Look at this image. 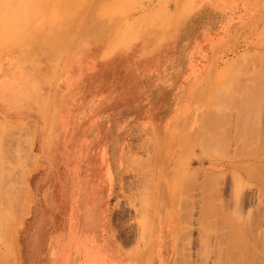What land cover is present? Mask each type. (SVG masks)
Listing matches in <instances>:
<instances>
[{"label": "rangeland", "instance_id": "1", "mask_svg": "<svg viewBox=\"0 0 264 264\" xmlns=\"http://www.w3.org/2000/svg\"><path fill=\"white\" fill-rule=\"evenodd\" d=\"M19 1L0 22V264H216L235 222L263 259L264 0Z\"/></svg>", "mask_w": 264, "mask_h": 264}, {"label": "bare ground", "instance_id": "2", "mask_svg": "<svg viewBox=\"0 0 264 264\" xmlns=\"http://www.w3.org/2000/svg\"><path fill=\"white\" fill-rule=\"evenodd\" d=\"M6 1L7 0H0V3H2V4H4V6H5V4H8L9 2L8 1H10V0H8L7 1V3H6ZM17 1V2H16ZM27 1H29V0H27ZM32 1V0H31ZM36 1H41V0H34V2H36ZM11 2V1H10ZM14 3H15V5H14V8H12V6L13 5H11V7H10V4H8L9 6H8V8H9V10H8V12H6V10H4L3 8L1 9L0 8V22H11V21H13V19H14V22H17V21H19L21 18L23 19L24 18V15L26 14V13H24L25 12V10H27V9H30L29 7H30V5H31V7H32V4H30V5H25V4H23V2L22 1H19V0H15V1H13ZM42 2V1H41ZM44 2V1H43ZM51 2H53V0L51 1ZM12 3V2H11ZM13 4V3H12ZM42 4V3H41ZM62 4H64V3H62ZM24 5V6H23ZM34 5H37V4H34ZM33 5V6H34ZM26 6H27V8H26ZM6 7V6H5ZM36 7V6H35ZM38 7H39V5H37V7L36 8H33V10L35 9V13H34V15L36 14L37 15V9H38ZM11 8V9H10ZM24 8V9H23ZM55 8H57V7H55ZM23 10V11H22ZM41 10V9H40ZM51 10H52V8H51ZM55 10V9H54ZM54 10H53V13H54ZM27 11H29V10H27ZM32 11V10H31ZM28 12V13H30V14H32L33 15V13L32 12ZM58 12V11H57ZM24 13V14H23ZM66 14V13H65ZM65 14H64V16H65ZM31 15V16H32ZM31 16H30V18H31ZM63 16V17H64ZM68 16H69V14H68ZM27 16L25 15V18H26ZM29 18V19H30ZM56 18H58V17H56ZM66 18V17H65ZM25 20V19H24ZM27 20H28V18L25 20L26 22H27ZM63 20V19H62ZM28 21H30V20H28ZM69 21V20H68ZM64 22V21H63ZM61 23V22H60ZM66 23H68V22H66ZM65 23V24H66ZM64 24V25H65ZM56 29V28H55ZM69 32V31H68ZM261 88V87H260ZM263 88H264V86H263ZM263 88H261V89H263ZM257 90H259V89H257ZM263 91V90H262ZM256 87H255V93L253 94V95H255L256 94ZM259 92H260V90H259ZM257 94H259V93H257ZM250 95V94H249ZM263 95H264V93H263ZM259 96V95H258ZM249 97V96H248ZM260 97L262 98L263 96H261V93H260ZM246 98H247V96H246ZM246 98H244L246 101H247V99ZM253 98V97H252ZM251 99V98H250ZM257 99V98H256ZM244 101V100H243ZM243 101H242V103H243ZM245 101V102H246ZM256 101V100H255ZM262 101V100H261ZM240 102V101H239ZM249 102L251 103V101L249 100ZM253 103V102H252ZM244 104V103H243ZM257 104H258V102H257ZM247 105H248V102H247ZM246 105V106H247ZM251 106V105H250ZM250 106H248L249 108H250ZM263 106V105H262ZM248 107H247V109H248ZM254 107V106H253ZM253 107H251V108H253ZM249 109V110H253V109ZM260 108H262V107H260ZM246 110V109H245ZM254 110H255V108H254ZM257 110H259V109H257ZM261 111V110H260ZM257 112V111H256ZM251 117H252V115H251ZM254 119V118H253ZM253 119H252V123H253ZM256 120V119H255ZM257 121V120H256ZM250 122H251V120H250ZM254 123H255V121H254ZM253 126H255L254 124H253ZM260 135H262V134H260ZM259 135V136H260ZM149 136V135H148ZM259 136H257L258 138H257V141L259 140V139H261V138H263L262 136H261V138H259ZM256 137V136H255ZM149 138V140H151V138H150V136L148 137ZM251 139V138H250ZM244 140V139H243ZM239 141H241L240 139H239ZM245 141V140H244ZM248 141H249V139H248ZM263 141H264V139H263ZM247 142V141H246ZM259 142H262L261 140H259ZM258 142V143H259ZM248 143H252V144H254V142L252 141V142H248ZM252 144H250L251 146H252ZM248 145V144H247ZM250 145H248V147L250 146ZM255 145V144H254ZM253 145V146H254ZM258 145V144H257ZM257 147V149H258V146H256ZM262 147V146H261ZM250 148V147H249ZM249 148L247 149L248 151H249ZM253 150L252 151H254V148L253 147H251ZM264 150V149H263ZM247 151V152H248ZM250 151H251V149H250ZM249 151V152H250ZM252 151H251V153H252ZM260 152H261V150H260ZM246 153V152H245ZM250 153V155L248 154L247 156H249L248 158L252 161V162H256V161H258V162H261V160H262V162L264 163V156L262 155V153H264V152H261V155L260 154H251ZM259 153V152H258ZM246 155V154H245ZM237 157H239V156H237ZM245 157V156H244ZM248 159V160H249ZM257 163V162H256ZM255 163V164H256ZM242 164H243V162H242ZM257 164H259V163H257ZM249 165V164H248ZM251 165H254V164H252L251 162H250V166ZM242 166V165H241ZM249 166V167H250ZM234 167V166H233ZM240 167V166H239ZM244 167H248V166H246V164L244 165ZM243 167V168H244ZM258 167H261V166H258ZM264 167V166H263ZM2 168H3V170H4V166H3V164H1V162H0V225H2L4 222H7L6 220H5V217H3V215H4V213H3V209H2V207L4 206V201H6V199H7V197L9 196L8 195V193L10 192V193H12V189H11V183L10 184H4V183H2V176H3V170H2ZM254 168V167H253ZM150 169H151V166H150V168H149V173H150ZM259 169H261V168H259ZM238 171H240L239 169H237ZM244 170H245V168H244ZM249 170H251V168H249ZM252 170H254V169H252ZM258 170V169H257ZM246 171V170H245ZM255 171V170H254ZM259 171V170H258ZM261 171H264V170H260L259 171V173H260V175H262L263 174V172L261 173ZM248 172V171H247ZM249 173V175H250V173H251V177L252 176H256L255 178H253V179H255V181L257 180V176L259 175H257V173H256V171L254 172V174L252 175V171L251 172H248ZM238 175L239 176H241L240 175V173H238ZM259 175V176H260ZM264 175V174H263ZM209 175H207L206 177H208ZM212 176L214 177L215 175H213V173H212ZM242 176H246V174L243 172L242 173ZM205 177V176H204ZM210 177H211V175H210ZM210 177H208V178H210ZM212 177V178H213ZM217 177V176H216ZM212 178H210V179H212ZM215 178V177H214ZM244 178V177H243ZM261 178V177H260ZM260 178H258L259 180H261ZM264 178V177H263ZM151 179V178H150ZM205 180L207 179V178H204ZM210 179L209 180H207V181H205V180H203L202 182H204L205 184L207 183H209V181H210ZM240 179V178H239ZM214 179H212V181H213ZM245 180V179H244ZM261 181H263V183H264V179H262ZM215 182H217V181H215ZM214 182V183H215ZM203 183V184H204ZM211 184L213 183V182H210ZM242 182H238V185L237 186H240V184H241ZM259 183V182H258ZM202 184V183H201ZM206 184V185H207ZM11 185V186H10ZM206 185H204L205 186V189H203L204 191H206V192H208V190H210L211 189V187L210 186H212V185H210V184H208L207 185V188H206ZM210 185V186H209ZM256 185V184H255ZM208 186H209V189H208ZM243 186V185H242ZM259 186V185H258ZM257 186V187H258ZM6 187H9L8 189L6 188ZM147 187H149V192H148V194H147V197H148V206L146 207V211H145V222H144V226H143V228H142V231H143V237L145 238V239H147L148 237H149V235H150V232H151V226L149 225L150 224V222L151 221H149V219L150 220H152V215H153V209H154V204H153V199H154V189H153V183H152V181H150L149 183H147ZM202 187V186H201ZM256 187V188H257ZM5 188H6V190H5ZM202 188H204V187H202ZM242 188V187H241ZM243 188H244V186H243ZM9 189H10V191H9ZM208 189V190H207ZM238 189H240L239 187H238ZM8 190V191H7ZM258 191H259V196L262 194V191L259 189V187H258V189H257ZM234 191V190H233ZM235 191H236V189H235ZM238 192L239 191H241V190H237ZM263 191H264V186H263ZM6 192H7V194H6ZM9 193V194H10ZM213 193V192H212ZM211 193V194H212ZM258 193V192H257ZM209 194V193H208ZM207 194V195H208ZM210 194V195H211ZM236 194V193H235ZM238 194H240V193H238ZM263 195V194H262ZM7 196V197H6ZM206 196V195H205ZM236 196H237V194H236ZM212 197H213V195H212ZM211 197V198H212ZM260 197H263V196H260ZM260 197H259V199H260ZM204 198V197H203ZM207 198H209V199H211L210 198V196H208ZM207 198H205V199H207ZM214 198V197H213ZM213 198L211 199V200H213ZM237 199H238V197H236ZM209 199H207L206 201H205V203H207V204H205L204 203V205H206L205 206V208L208 210L207 211V213L209 212V214H210V212L211 213H213V212H215L214 210L216 209L215 207H214V205H213V203H211L210 204V202H212L211 200H209ZM242 199V198H241ZM209 201V202H208ZM262 201V200H261ZM210 204V206H208L209 204ZM260 203V202H259ZM203 205V206H204ZM204 210V209H203ZM234 215V214H233ZM248 217V216H247ZM231 218V217H230ZM232 218H233V216H232ZM239 218H241V217H239ZM247 219V218H246ZM232 220V219H231ZM243 220V219H242ZM245 220V219H244ZM250 220V219H249ZM248 220V221H249ZM252 220V219H251ZM251 220H250V222H251ZM230 221V220H229ZM204 222H205V224L208 226V227H210V228H212V224H211V221L208 219V217L207 216H205V218H204ZM226 223V222H225ZM233 223V222H232ZM236 223V222H235ZM235 223H233V224H228V226H227V223H226V226L228 227V232L230 233V235H232V234H234L233 236H231L230 238L228 237V238H226L227 240L225 241V237H224V235H223V233H222V236L221 237H223V238H219L218 239V242H217V245H218V256H219V260H218V264H259L260 262L262 263V264H264V257H263V259L261 258L262 257V255L263 254H260L261 255V257H258V256H260V255H258L257 257H256V260H255V252L259 249H257V250H255L256 248H254V249H252L251 250V245L250 246H248L247 244L248 243H250V242H248L247 243V241H245V235H244V228H247V227H249L248 225H245L244 226V224H243V226H242V228L239 226V225H236ZM246 223V222H245ZM4 224H6V223H4ZM10 224H11V222H10ZM248 224H249V222H248ZM250 224H252V223H250ZM7 228H8V230H9V225L7 224ZM150 226V227H149ZM2 227V228H1ZM3 227L4 226H0V228L3 230L2 231V233L0 234V236L2 237V235H4L5 237H6V234L5 233H7V232H4L5 230L3 229ZM226 227V228H227ZM6 228V229H7ZM230 229V230H229ZM1 231V230H0ZM246 231H247V229H246ZM248 232H250L251 233V230L250 231H248ZM261 232L262 231H260L259 232V236H260V234H261ZM224 233H227V232H224ZM229 233H228V235H229ZM249 234V233H248ZM247 234V235H248ZM227 235V234H226ZM225 235V236H226ZM263 235H264V233H263ZM4 236H3V238L0 240L1 242H2V240L3 239H5L4 238ZM7 236H8V234H7ZM250 236V235H249ZM252 236H254L253 235V233H252ZM251 236V237H252ZM248 237V236H247ZM254 237H256V236H254ZM258 237V236H257ZM229 239V240H228ZM249 239V238H248ZM258 239V238H257ZM263 239H264V237H263ZM6 240V239H5ZM250 240V239H249ZM255 240V239H254ZM251 241H252V239H251ZM4 242V241H3ZM264 244V243H263ZM254 245V244H253ZM221 246H224V247H221ZM247 246L248 247H250V249L249 248H247ZM257 246V245H256ZM260 247V246H259ZM253 248V247H252ZM250 250V251H249ZM248 252H250V254L248 253ZM251 252H252V254H251ZM257 252H259V251H257ZM263 253H264V250H263ZM250 255H251V257H252V260H249V258L248 257H250ZM250 257V258H251ZM257 258H261V261L259 260L258 261V259ZM185 263V262H184ZM183 263V264H184ZM216 263V264H217ZM187 264V263H186Z\"/></svg>", "mask_w": 264, "mask_h": 264}, {"label": "crops", "instance_id": "3", "mask_svg": "<svg viewBox=\"0 0 264 264\" xmlns=\"http://www.w3.org/2000/svg\"><path fill=\"white\" fill-rule=\"evenodd\" d=\"M53 32H54V29H52V28H50L49 30H43V31L39 30V32H36L33 36L37 37L39 39L41 38V39L45 40V42L48 41L50 44H53L55 42L54 38H56L55 37L56 35H53ZM4 55H6V54H2V57L0 56V77H2L4 75H7V74H10V73L5 72L6 69H5V66H3L4 65L3 63L5 61V59H4L5 56ZM39 55L43 56L42 58H45L47 61L55 63L57 66H59L58 64H60L61 60L64 58L62 53L58 52L57 55L53 54L50 48H48L46 50H43V51H40ZM67 63L65 62L64 64L67 65ZM64 71H65V68H63V66H62V71L61 72L64 73ZM46 74H48V73H46ZM49 75H50V83L49 84L47 83V84L51 85L54 82L53 80L58 78L57 77L58 69L56 70L55 74L54 73H49ZM47 84H46V86H47ZM45 89L46 88H44V86H42L40 91H41V94L44 97L46 96L47 98H49V96L55 95L56 91H58V95H59V92H60V89L57 86L53 87V88L51 86H49V88H48V92L49 93H46V94H45ZM53 92H55V93H53ZM49 99L51 100V98H49ZM23 113L24 112H21V115H20V118H22L20 120L21 122L25 121V117H24L25 113L24 114ZM7 121H10V120H7Z\"/></svg>", "mask_w": 264, "mask_h": 264}]
</instances>
